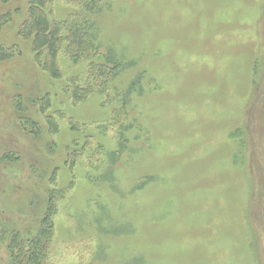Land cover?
<instances>
[{
	"label": "rangeland",
	"instance_id": "1",
	"mask_svg": "<svg viewBox=\"0 0 264 264\" xmlns=\"http://www.w3.org/2000/svg\"><path fill=\"white\" fill-rule=\"evenodd\" d=\"M0 264H264V0H0Z\"/></svg>",
	"mask_w": 264,
	"mask_h": 264
},
{
	"label": "trees",
	"instance_id": "2",
	"mask_svg": "<svg viewBox=\"0 0 264 264\" xmlns=\"http://www.w3.org/2000/svg\"><path fill=\"white\" fill-rule=\"evenodd\" d=\"M38 4V3H37ZM40 18V17H39ZM41 19V18H40ZM45 28V26H41V31H40V36H41V34L43 33L44 34V32H43V29ZM26 33H27V29H26ZM46 35V34H45ZM45 35H44V37H45ZM27 38H28V34H27ZM51 39H53L52 37H51ZM34 251H37L38 252V249L36 248V249H34ZM36 252V253H37ZM36 260H37V258H36Z\"/></svg>",
	"mask_w": 264,
	"mask_h": 264
}]
</instances>
